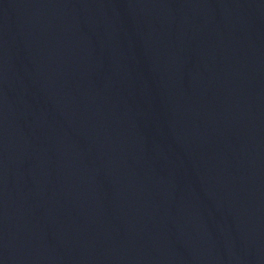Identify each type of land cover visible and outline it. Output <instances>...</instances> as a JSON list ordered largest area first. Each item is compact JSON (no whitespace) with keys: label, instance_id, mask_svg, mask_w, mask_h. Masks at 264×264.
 I'll return each mask as SVG.
<instances>
[{"label":"water","instance_id":"1","mask_svg":"<svg viewBox=\"0 0 264 264\" xmlns=\"http://www.w3.org/2000/svg\"><path fill=\"white\" fill-rule=\"evenodd\" d=\"M264 257V0H0V264Z\"/></svg>","mask_w":264,"mask_h":264}]
</instances>
